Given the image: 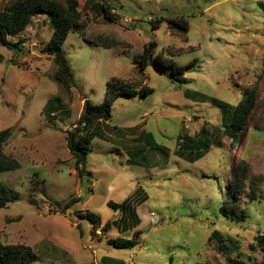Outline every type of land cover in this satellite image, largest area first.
Returning a JSON list of instances; mask_svg holds the SVG:
<instances>
[{
	"label": "rangeland",
	"instance_id": "1",
	"mask_svg": "<svg viewBox=\"0 0 264 264\" xmlns=\"http://www.w3.org/2000/svg\"><path fill=\"white\" fill-rule=\"evenodd\" d=\"M16 1L0 0V12ZM105 1L117 17L114 23L103 17L101 0L79 2L81 27L63 45L74 74L68 87L61 68L41 52L52 36L47 16L34 18L19 37L8 38L12 43L20 39L21 51L0 43V132L10 130L2 150L21 165L0 174V182L21 195L0 210L2 242L31 247L38 256L33 264H95L102 257L127 264H227L216 241L207 245L217 230L237 242L232 257L264 264V252L254 240L264 235V0ZM176 17L188 21V31L168 22ZM159 20L164 21L156 25ZM82 33L118 46L93 45ZM152 41L158 45L156 54L186 67L187 83L173 81L170 68L157 70L151 64L141 72L134 58ZM167 48L175 55L168 56ZM112 78L153 92L114 103L112 118L92 129L96 136L86 168L91 176L80 177L68 132L85 100L104 103ZM251 88L256 89L255 108L235 146L216 132L222 130L221 109L189 94L198 92L234 107ZM203 128L213 142L210 152L195 163L180 158V137L197 138ZM130 150H142L140 165L129 163ZM241 163L249 170L239 198L249 217L243 223L220 213L231 173ZM144 197L139 213L144 222L146 212L149 222L142 229L111 228L106 233L82 218L94 213L103 226L121 218L108 206L110 201L131 198L137 206ZM152 213L159 224L152 223ZM135 231L142 235L133 249L107 243L131 238Z\"/></svg>",
	"mask_w": 264,
	"mask_h": 264
},
{
	"label": "trees",
	"instance_id": "2",
	"mask_svg": "<svg viewBox=\"0 0 264 264\" xmlns=\"http://www.w3.org/2000/svg\"><path fill=\"white\" fill-rule=\"evenodd\" d=\"M81 0H17L13 5L0 12V43L10 51H21L20 39L16 43L8 41L9 37H19L32 23L33 19L38 16H47L52 28V36L49 42L41 50L45 55L53 58L54 62L61 68L65 75L64 84L69 86V81L74 83V74L70 66L69 59L63 51L70 33L77 31L81 27L82 13L79 10ZM101 10L103 17L114 23L117 21L116 15L111 13L112 7L105 0H101ZM164 20L157 21L156 25ZM172 26L189 30V23L184 17H176L168 21ZM85 40L93 45L101 46L110 49L118 46L117 42H108L103 39H91L81 34ZM158 45L156 41L150 42L145 46L142 55L136 56L134 62L139 64L141 72H144L151 64L155 69L161 67L171 69V77L175 82L181 84L187 83L185 77L186 67L177 64L173 58H164L162 54H156ZM168 51V52H167ZM167 55H175L171 48H167ZM174 52V53H173ZM153 92L148 86H144L141 90L119 78H112L107 85L105 101L100 105L91 103L85 100L82 114L75 125L73 131L68 132L67 145L70 153L76 161L77 171L80 177L85 175L91 176L87 171V159L91 152V142L96 136L92 129L98 124L106 123L112 118L114 103L123 97L133 98L136 96H146ZM197 102L210 103L222 111V130L216 129V132L221 133L231 139V145L235 146L240 140L241 133L248 124L249 118L255 108L256 89H246L242 92V100L236 106H229L224 102L208 97L198 92H189ZM55 109V108H54ZM48 114H52L51 103L46 107ZM90 132V136H88ZM207 130L203 128L199 133V137H180L178 143V151L176 154L188 161L195 163L202 160L211 150L213 142L206 138ZM10 137V130L0 132V174L16 171L21 168L20 163L7 157L3 153V145ZM142 138V135L137 139ZM216 138V137H215ZM217 147H222V141H216ZM157 151L158 149H154ZM146 152V150H145ZM129 163L140 165L138 161L142 157V150H130ZM248 165L241 163L236 165L231 173V184L227 187L228 197L222 199L220 213L228 220L247 222L248 214L241 209L239 198L244 195L245 185L248 181ZM20 193L0 182V210L5 208L9 203L16 202L20 199ZM141 201L146 202L147 198ZM70 206V205H69ZM108 206L115 212L121 213L122 217L119 220L106 222L103 226L101 217L91 212H87L82 218L91 222L93 229L101 228L103 232L109 233L111 228H116L119 231L128 232L135 230L140 225V219L136 212V207L132 203V199L128 198L122 203L110 201ZM141 231H135L131 239L116 238L108 239L107 243L117 249H133L140 244ZM255 247L260 248L264 252V235L258 234L255 237ZM216 241L217 250L219 253L227 256V264H247L243 259L232 257L231 251H234L232 245L237 242L226 240L220 231L215 230L209 240V243ZM254 248V247H252ZM236 251V250H235ZM38 260V256L33 249L26 245H6L0 238V264H33Z\"/></svg>",
	"mask_w": 264,
	"mask_h": 264
},
{
	"label": "crops",
	"instance_id": "3",
	"mask_svg": "<svg viewBox=\"0 0 264 264\" xmlns=\"http://www.w3.org/2000/svg\"><path fill=\"white\" fill-rule=\"evenodd\" d=\"M144 203L145 202H143V203H141V204H139V205H137V206H135L134 204V206L136 207V212H137V215H138V217H139V219H140V225L138 226L139 228H143V226H146L147 224H148V222H149V215L146 213V212H144L145 213V215L143 214V217H144V222H143V219H142V216L140 215V213H139V208H141L143 205H144ZM146 209H144V211H145ZM121 217H122V215H121ZM121 219V218H120ZM116 220V219H115ZM122 238V237H121ZM132 238V237H131ZM131 238H125V239H131ZM131 258H134V255H131ZM101 263H99L98 261L96 262L95 261V264H127L125 261H123V260H115V259H113V258H110V257H102V259H101ZM128 264H133V263H128Z\"/></svg>",
	"mask_w": 264,
	"mask_h": 264
},
{
	"label": "built area",
	"instance_id": "4",
	"mask_svg": "<svg viewBox=\"0 0 264 264\" xmlns=\"http://www.w3.org/2000/svg\"><path fill=\"white\" fill-rule=\"evenodd\" d=\"M126 21L129 22L128 19H126ZM150 217H151V221H152V223H153L154 225L159 224V220L156 218L155 213H152V214L150 215Z\"/></svg>",
	"mask_w": 264,
	"mask_h": 264
}]
</instances>
